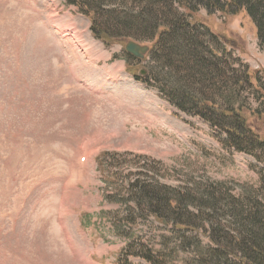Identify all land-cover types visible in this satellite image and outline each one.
I'll use <instances>...</instances> for the list:
<instances>
[{"label": "rangeland", "instance_id": "rangeland-1", "mask_svg": "<svg viewBox=\"0 0 264 264\" xmlns=\"http://www.w3.org/2000/svg\"><path fill=\"white\" fill-rule=\"evenodd\" d=\"M198 9L195 20L227 63L250 73L244 116L264 139V115L253 113L256 76L264 94L255 22L244 7ZM90 27L67 0H0V264H153L147 253L189 264L194 237L149 214L129 185L138 179L198 197L210 188L220 197L259 196L264 147L227 144L224 130L135 78L143 77L147 54L128 62L129 41L107 45ZM84 33L97 40L96 51L125 65L89 61ZM193 234L201 247L214 246L203 229Z\"/></svg>", "mask_w": 264, "mask_h": 264}, {"label": "trees", "instance_id": "trees-1", "mask_svg": "<svg viewBox=\"0 0 264 264\" xmlns=\"http://www.w3.org/2000/svg\"><path fill=\"white\" fill-rule=\"evenodd\" d=\"M67 2L89 17L92 34L105 44L131 40L150 44L147 72L143 77L135 75L138 81L158 89L179 110L224 130L230 146L240 151L264 147V139L255 135L244 116L246 107L241 94L253 87L250 73L245 68L243 72L232 68L224 50H218L217 39L208 29L202 30L204 24L194 18L199 7L209 13L244 7L256 24L264 49V0ZM128 55V62L134 59ZM259 80L256 76L260 105L253 113L261 116L264 94ZM129 188L138 193L137 203L149 214L161 223L172 224L177 232H189L194 237L191 244L195 259L189 264H264V173L259 196L247 194L244 199L216 196L211 188L201 191L198 197L165 186L153 188L138 179ZM201 229L214 246L201 247V241L193 234ZM143 257L153 264H165L150 253Z\"/></svg>", "mask_w": 264, "mask_h": 264}, {"label": "crops", "instance_id": "crops-1", "mask_svg": "<svg viewBox=\"0 0 264 264\" xmlns=\"http://www.w3.org/2000/svg\"><path fill=\"white\" fill-rule=\"evenodd\" d=\"M83 31H85V32L89 31V28L86 27ZM84 34H86V33H84ZM80 35H82V34H80ZM75 36H77V35H75ZM85 37H86L84 39L85 40L84 41V43H85L84 46L85 47L83 49V52L85 54L86 51L88 50L89 55L91 57V58H88V59H90L89 61H91L92 63L93 62L99 63L100 60H103L106 57V61L107 60L108 61L103 65V68H109V69H114V70L116 68H121L122 66H120V65H125V61L124 60L118 59L119 57L118 58L113 57L112 53L107 54L105 52L104 53L105 56H104L103 53L96 51V49H94L92 47V43L96 46V45H98V42H97V40L93 39L92 35L86 34ZM108 72H113V71H108Z\"/></svg>", "mask_w": 264, "mask_h": 264}, {"label": "water", "instance_id": "water-1", "mask_svg": "<svg viewBox=\"0 0 264 264\" xmlns=\"http://www.w3.org/2000/svg\"><path fill=\"white\" fill-rule=\"evenodd\" d=\"M126 50L128 53L132 54L136 58L143 59L145 57V54L148 53L149 51V46L148 45H142L138 42L135 41H130L126 45ZM141 74H146L145 70L141 71Z\"/></svg>", "mask_w": 264, "mask_h": 264}, {"label": "bare ground", "instance_id": "bare-ground-1", "mask_svg": "<svg viewBox=\"0 0 264 264\" xmlns=\"http://www.w3.org/2000/svg\"><path fill=\"white\" fill-rule=\"evenodd\" d=\"M75 44V43H74ZM144 101V100H143ZM145 109L149 112V113H151L152 115H154L155 113H156V109H155V106L154 105H152L151 103H148V105L145 107ZM158 109V108H157ZM159 111V109L157 110V113H160V111ZM137 115V114H136ZM155 115H157V114H155ZM146 117H148V118H151V116L149 117V114L148 113H146ZM161 117V116H160ZM159 117V118H160ZM164 116L162 115V118H163ZM159 118H158V120H159ZM163 120V119H162ZM145 121H147V120H145ZM160 121V120H159ZM166 121V120H165ZM164 121V122H165ZM155 122V121H154ZM161 122V121H160ZM163 122V121H162ZM156 123V122H155Z\"/></svg>", "mask_w": 264, "mask_h": 264}]
</instances>
